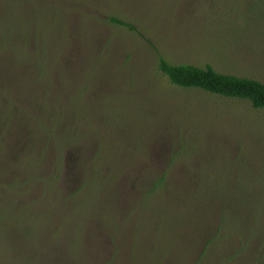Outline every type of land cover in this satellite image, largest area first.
<instances>
[{
    "label": "rangeland",
    "instance_id": "374dc122",
    "mask_svg": "<svg viewBox=\"0 0 264 264\" xmlns=\"http://www.w3.org/2000/svg\"><path fill=\"white\" fill-rule=\"evenodd\" d=\"M156 51L264 82V0H0V264H264V109Z\"/></svg>",
    "mask_w": 264,
    "mask_h": 264
},
{
    "label": "trees",
    "instance_id": "16d2710c",
    "mask_svg": "<svg viewBox=\"0 0 264 264\" xmlns=\"http://www.w3.org/2000/svg\"><path fill=\"white\" fill-rule=\"evenodd\" d=\"M112 23L137 31L135 26L117 17ZM158 70L168 81L179 88L199 89L217 96L245 100L255 109H264V82L247 76L217 71L211 64H172L158 51Z\"/></svg>",
    "mask_w": 264,
    "mask_h": 264
}]
</instances>
